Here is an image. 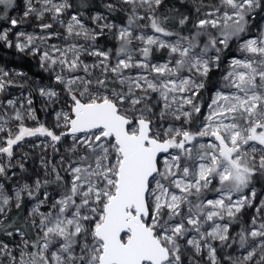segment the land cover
<instances>
[{
	"label": "snow or ice",
	"instance_id": "6c2138e0",
	"mask_svg": "<svg viewBox=\"0 0 264 264\" xmlns=\"http://www.w3.org/2000/svg\"><path fill=\"white\" fill-rule=\"evenodd\" d=\"M15 3L0 0L5 10ZM75 8L24 0L23 18L34 17L42 34L0 31L6 47L39 57L53 84L36 90L60 105L48 127L31 93L6 98L16 81L0 68V177L17 165L25 171L13 158L26 139L45 137L54 154L64 145L56 163L41 159L44 174L31 184L9 192L0 183V264H200L205 256L222 264L218 251L233 248L227 264H264V198L257 203L254 187L264 179V17L251 34L264 0H104L125 22L97 12L91 28ZM173 22L192 27L184 35ZM56 25L63 32L50 31ZM106 29L119 42L115 54L98 44ZM233 43L239 55L205 105L201 95ZM160 52L163 62H153ZM26 199L17 226L9 214Z\"/></svg>",
	"mask_w": 264,
	"mask_h": 264
},
{
	"label": "rangeland",
	"instance_id": "374dc122",
	"mask_svg": "<svg viewBox=\"0 0 264 264\" xmlns=\"http://www.w3.org/2000/svg\"><path fill=\"white\" fill-rule=\"evenodd\" d=\"M79 1V0H77ZM72 2L75 4V0H72ZM99 2L104 5V0H99ZM198 2V0H197ZM78 3V2H77ZM126 7V6H125ZM4 8V6L0 5V31L7 30L11 28V33H10V38L15 39L16 34L18 32H26V33H31V34H37L41 35V30L37 26L38 21L34 17H28V18H23V11H24V0H16L15 6L7 8V11L5 12L7 16H2L1 14V9ZM74 11V10H71ZM83 13L82 19H84V22L86 25H88L90 28L95 27V25L92 23L91 19L89 17L97 12L104 14L107 16V21L105 22H114L116 24H123L125 22V13L122 11L119 12V17L124 20V22H118L111 17L99 10L96 9H88L86 11H81ZM262 17H264V13H261L260 16L256 17V19L253 21V28H252V35H255L258 27L262 23ZM17 19L21 20L22 22L19 23L17 26L12 27L10 24L11 19ZM61 31L63 32V29L59 27V25H56L53 29L50 31ZM105 36L101 37L98 41V44L107 49L111 48L113 50V54H115V50L119 46V42L114 39L110 34L107 33V29L105 30ZM175 39V38H172ZM3 44V42H0ZM37 43L39 44L40 41L37 40ZM49 44L51 43H61L60 40L53 38L52 40L48 41ZM80 43H84V41H80ZM3 46L7 51H10L13 55V60L14 64H9L8 66L3 67L2 69L8 70L10 72V75H12L13 79L16 81V84L14 86H11L7 89V96L6 98H18L21 96H27L29 93H31V98L33 99V107L36 109V114L40 122L45 123L48 127H52L54 123V111L58 110L60 105H56L55 108L50 105V103L43 97L39 95V92L36 90L41 86H48L53 84L52 76L48 73L43 71L39 67V57L32 56L30 54H25V53H19L14 47L13 48H8L4 44ZM232 51L233 54L232 56H237L239 55L236 52V45L233 43L232 47L228 50ZM155 56H159L158 58H155ZM231 56V57H232ZM166 57V52H160V53H155L153 62H163L164 58ZM225 58V60L222 62L221 67L219 70H215L216 74L218 75L216 79V84L209 86L208 90L203 92L202 96V101L206 105L209 102V97L211 94L214 93L215 89L220 86V79L224 72L227 69V65L229 63L230 58ZM87 62L91 63L93 61V57H86L85 58ZM26 66V67H25ZM30 67L32 71H38L39 75L36 74H29L25 69ZM138 71L136 69L132 70V73L135 74V72ZM16 72H23L26 75L25 76H16L14 75ZM20 85H23V87H20ZM57 89H60V86L56 85ZM63 101H61V104ZM47 107V111H44L43 109ZM206 112V109H205ZM29 127H34L36 126L35 121H27L26 122ZM199 121H196L192 125V129L196 130L197 125ZM69 141H65V145ZM201 142H206V141H201ZM47 143V139L45 137H32L26 139L25 142H23L22 146L16 147L14 149V158H13V163L16 161H20L24 163V168L25 171H21L19 166L17 165L16 167L12 168L8 172L9 179H5L3 177H0V183H3L5 185V188L11 192L18 184H22L24 182L32 183L33 179L36 177H42L44 174V167L41 164V159L46 158L47 160H51L52 163H56V161L59 160L60 155L64 154V145H60V153L59 154H54L53 150L51 148H45L44 145ZM38 145V146H37ZM25 154H27L25 156ZM6 158H0V160H3ZM12 173H15L16 175L13 176ZM50 192H55L54 189L48 188ZM256 192L259 194V197L257 199V203L259 198H264V187L256 189ZM211 198V197H210ZM26 203L24 204L22 214L27 215L28 209L31 206V201H28L27 199L25 200ZM15 208H13L14 210ZM253 214L252 209H249L246 215L242 218L245 222L249 219V217ZM16 215L13 214V216ZM239 225H233V234H235L237 231H239ZM5 239L6 242L10 244H14L15 242H18L19 237L13 238H7V237H2ZM231 251L233 255L236 253V249L233 248L231 250L228 249H223L218 251V256L222 261V264H227V261L224 260V256L227 252ZM191 254V253H189ZM200 261V264H207L206 256L205 257H197ZM187 264V260H186Z\"/></svg>",
	"mask_w": 264,
	"mask_h": 264
},
{
	"label": "trees",
	"instance_id": "16d2710c",
	"mask_svg": "<svg viewBox=\"0 0 264 264\" xmlns=\"http://www.w3.org/2000/svg\"><path fill=\"white\" fill-rule=\"evenodd\" d=\"M75 5H76V8L73 9L74 11H86L88 9H96V10H99L101 12H104L106 14H108L111 19L115 20V21H118V22H124V20H122L120 17H119V12H116L114 14H110L107 12V10L104 8V5H102L99 0H89V6L87 9H83V8H80L79 7V1L75 0ZM78 2V3H77ZM172 2H175V0H172ZM180 11L181 12H184L185 14H189V15H192L193 19L195 18V13H194V9L191 5H185L184 7H181L180 8ZM7 11H4V8L1 9V14L2 16H7L6 13ZM169 27L172 29V30H178V31H181L182 34L184 35H187L189 30L191 29L192 25L191 23H189L188 25H186L184 28H180L178 26V24L176 23H170L169 24ZM233 54L232 51H228L226 56L224 57L227 58V57H231ZM159 56H155V58H158ZM223 59V60H224ZM9 64H14V60H13V55L10 51H7L5 49V47L3 46L2 43H0V68H3L5 66H8ZM26 67V66H25ZM27 72H29V74H36V75H39V72L38 71H32V69L30 67L26 68L25 69ZM218 75L216 74V71H214L212 74H211V83L209 86L211 85H214L216 84V79H217ZM203 94V93H202ZM203 96L201 95V100H202ZM254 187L256 189H260L262 187H264V179H258L254 185ZM50 189H54L55 190V186L54 185H51L49 186ZM16 212V215L13 216V214H15ZM10 216V219L12 221H16V224L17 226H23L24 225V215L22 214L21 211H18L16 209L12 210V212L9 214Z\"/></svg>",
	"mask_w": 264,
	"mask_h": 264
},
{
	"label": "flooded vegetation",
	"instance_id": "af4514ba",
	"mask_svg": "<svg viewBox=\"0 0 264 264\" xmlns=\"http://www.w3.org/2000/svg\"><path fill=\"white\" fill-rule=\"evenodd\" d=\"M227 58H229V57H227ZM224 60H225V59H224ZM224 60H223V61H224ZM25 203H26V201H25ZM24 217H25V215H24Z\"/></svg>",
	"mask_w": 264,
	"mask_h": 264
}]
</instances>
